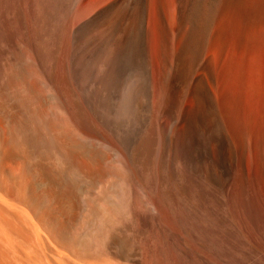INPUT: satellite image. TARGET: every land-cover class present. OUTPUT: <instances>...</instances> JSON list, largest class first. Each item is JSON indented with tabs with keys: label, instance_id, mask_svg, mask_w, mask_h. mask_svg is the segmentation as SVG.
Instances as JSON below:
<instances>
[{
	"label": "bare ground",
	"instance_id": "1",
	"mask_svg": "<svg viewBox=\"0 0 264 264\" xmlns=\"http://www.w3.org/2000/svg\"><path fill=\"white\" fill-rule=\"evenodd\" d=\"M81 1L0 0V264H264V0Z\"/></svg>",
	"mask_w": 264,
	"mask_h": 264
},
{
	"label": "rangeland",
	"instance_id": "2",
	"mask_svg": "<svg viewBox=\"0 0 264 264\" xmlns=\"http://www.w3.org/2000/svg\"><path fill=\"white\" fill-rule=\"evenodd\" d=\"M73 0H71V2H69V6L70 5H74L75 6V9L76 10H78V8L80 7V5L83 3V1H81V0H75V1H73ZM77 2H79V3H77ZM209 2H211V3H209ZM215 2V0H208L207 1V3L206 4H208L207 6H208V8H210L208 11H207V6H205V8H203V6H201V7H199L198 8V10H197V12H199L200 13V15L202 14V12H203V10H204V12H203V14H202V16L200 17V15H199V13L197 14V12L195 13L196 15H198L199 17H197L196 15V20H198V19H200V22H199V20H198V24H200V23H202V19L203 20H205V22H203V24L205 25H203V24H200L201 26H204V27H201V29H202V31H200V34H201V32H202V34L205 32V30H204V28H207L206 26H208L209 25V22H210V18H211V16H210V14H212V5H213V3ZM77 3V4H76ZM203 9V10H202ZM206 9V10H205ZM202 10V11H201ZM201 11V12H200ZM209 14V15H207V13ZM206 13V14H205ZM205 14V15H204ZM204 15V16H203ZM207 16V17H206ZM210 16V18H208ZM206 17V18H205ZM209 20H208V19ZM207 21V22H206ZM150 22V21H149ZM150 25V23H148V25H147V30H148V32H152V28L149 26ZM200 25L198 26V27H200ZM148 27H150V28H148ZM151 29V30H150ZM199 30H200V28H199ZM204 31V32H203ZM150 33H148V34H150ZM199 34V36L200 37H202L203 38V36H201ZM204 35V34H203ZM199 37V38H200ZM202 38H200V39H202ZM180 39V38H179ZM178 39V40H179ZM199 39V40H200ZM174 43V45H173V43ZM170 44L171 45H173L172 47H171V45L170 44H167V48H166V50L165 51H172V52H170V53H172V54H169L168 52L166 53L165 52V55L169 58L168 60H170V58H171V60H170V62H171V64L173 63V68L176 66V71L178 70V69H180L181 68V64H179V65H177L178 63H180L181 62V58H179V56H181V54H179L180 52V42L178 43V42H176V40H173ZM175 42L176 43H178V45L177 44H175ZM200 42H201V40L199 41V43H198V45H200L198 48L200 49V47H201V44H200ZM170 45V46H169ZM176 47H177V49H176ZM172 50H171V49ZM179 49V51H177ZM199 51V50H198ZM176 52V53H175ZM168 54V55H167ZM179 54V55H178ZM170 55V56H169ZM171 55H172V57H171ZM167 57H166V59H167ZM254 59V60H252V59ZM179 59H180V61H179ZM251 59V60H250ZM256 59V60H255ZM176 60H178V61H176ZM249 61H250V65H248V68H247V71H249L248 73H247V85H249L250 84V87L249 86H246V88L245 89H247V92H246V90H245V94H246V97H244V100L245 101H247L246 102V104H245V107H246V112H245V117H246V119H250L251 120V118L255 115V113H256V111H257V109L255 110V108H257V106H256V97L254 98V102H253V98L251 99V95H252V93H251V90L252 89H257L258 87H256L257 85H259V80L257 81V79H259V63H255V62H257V61H259L256 57H254V56H250L249 57V60H248V64H249ZM176 62V63H175ZM178 62V63H177ZM251 62H254V65L252 64L251 65ZM258 64V65H257ZM177 66H179L180 68H178ZM257 66V67H256ZM257 68V69H256ZM138 70V69H137ZM197 70V69H196ZM195 70V71H196ZM256 70H257V72H256ZM155 71L154 70H151V72H150V79H151V82H155L156 83V73H154ZM179 72V73H178ZM254 72H256L255 73V75H254ZM177 73L179 74V76L177 77V79H178V84H179V80H180V71H177ZM177 74V75H178ZM257 74V75H256ZM253 76V77H252ZM169 77L170 78H172L171 80L169 79ZM168 77V80H167V85L168 86H171L172 85V83H173V75H170ZM251 81V82H250ZM150 82V83H151ZM172 82V83H171ZM250 82V83H249ZM155 83H153V84H155ZM257 83V85H255ZM171 84V85H170ZM253 84V85H252ZM255 86V87H254ZM251 87H252V89H251ZM250 91V92H249ZM181 96H180V105L182 104V102H183V100H184V96H183V94H180ZM247 99V100H246ZM252 102V103H251ZM251 103V104H250ZM254 108V110H252ZM250 109H251V111H250ZM248 110V111H247ZM254 111V112H253ZM248 112V113H247ZM254 114H253V113ZM251 115V116H250ZM248 119V120H249ZM196 139V140H195ZM192 140V141H191ZM200 140V141H199ZM194 142H195V144H194ZM202 143V144H201ZM214 143V145H216L217 144V140L216 141H214L213 142ZM189 144H191L190 146H189ZM189 144H188V146H187V149H186V154L187 155H185L186 157V159H187V164H188V171H189V173H190V175L192 174L194 177H195V179L197 178H199V176L204 172V170H205V165H207L206 163H207V153L206 152H204V148H202V147H204V144H203V141L199 138V136H197V137H195L194 139H190V141H189ZM192 146V147H191ZM188 151H189V154H188ZM191 151V152H190ZM203 153V154H202ZM198 154H200V156L198 155ZM204 154H205V156H204ZM202 155V156H201ZM188 156H190V157H188ZM206 157V158H205ZM191 160H190V159ZM202 158V159H201ZM248 158V159H247ZM203 159H204V161H203ZM246 161H248V162H246L247 163V165H246V170H247V176H251L254 172H255V161L253 160V161H251V159L249 160V157H246ZM190 160V161H189ZM251 161V162H250ZM203 162V163H202ZM254 162V163H253ZM250 163V164H249ZM201 164V165H200ZM249 165V166H248ZM253 165V166H252ZM252 166V167H251ZM199 169H201V170H199ZM194 173V174H193ZM195 174H197V175H195ZM193 176H191L192 178H194ZM197 176V177H196ZM248 177V178H249ZM196 179V180H197ZM264 196V191L262 192V197ZM264 199V198H263ZM180 228H181V231H180V233L182 234H184L185 233V231H183L182 229V226L180 225ZM229 241H231V242H229V248H230V245H231V249L233 250H229V252L231 253H229L230 255H228V251H226V253H223V255H224V257H223V259H222V257L220 256V255H222V254H215V251H211L210 253H211V256L213 257L214 255H213V253L215 254V256H214V259L219 263V264H241V263H239V261H236V260H239V259H236L235 261H234V255H235V253L237 254V251H238V249L236 248V245H235V243H234V241L233 240H229ZM232 242H233V244H232ZM231 243V244H230ZM234 249H233V248ZM235 248H236V250H235ZM209 249H211V248H209ZM236 251V252H235ZM233 252H235V253H233ZM227 255V256H226ZM217 256V257H216ZM231 256V257H230ZM216 257V258H215ZM221 257V258H220ZM225 257H228V258H225ZM230 257V258H229ZM232 257H233V259H232ZM221 259V260H220ZM225 259H227V260H225ZM228 259H229V261H228ZM218 260H220V261H218ZM222 260H223V262H222ZM243 260H245V259H243ZM246 260H248V258H246ZM245 260V261H246ZM233 261V262H232ZM229 262H231V263H229ZM234 262H237V263H234Z\"/></svg>",
	"mask_w": 264,
	"mask_h": 264
}]
</instances>
